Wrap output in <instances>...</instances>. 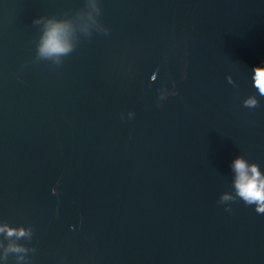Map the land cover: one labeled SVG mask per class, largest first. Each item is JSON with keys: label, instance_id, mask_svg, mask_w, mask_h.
<instances>
[{"label": "water", "instance_id": "water-1", "mask_svg": "<svg viewBox=\"0 0 264 264\" xmlns=\"http://www.w3.org/2000/svg\"><path fill=\"white\" fill-rule=\"evenodd\" d=\"M256 66L264 0H0V264H264Z\"/></svg>", "mask_w": 264, "mask_h": 264}, {"label": "clouds", "instance_id": "clouds-1", "mask_svg": "<svg viewBox=\"0 0 264 264\" xmlns=\"http://www.w3.org/2000/svg\"><path fill=\"white\" fill-rule=\"evenodd\" d=\"M33 22L36 23V21ZM63 31L64 25L52 23L39 49L41 55H67L72 51L71 46L61 39ZM254 72L255 87L259 89L260 95L264 96V68L256 66ZM173 95H176V92ZM243 104L245 107L255 108L258 106V100L249 97L243 101ZM233 168L237 173L235 181L237 195L246 205H255V211L258 214H264V176H261L258 167L255 164H247L244 159L237 158L233 163ZM229 199L231 197L225 195L221 202ZM12 234L13 231L9 230V235ZM19 235H24V231L21 230Z\"/></svg>", "mask_w": 264, "mask_h": 264}]
</instances>
